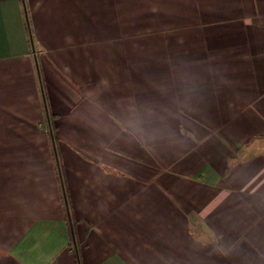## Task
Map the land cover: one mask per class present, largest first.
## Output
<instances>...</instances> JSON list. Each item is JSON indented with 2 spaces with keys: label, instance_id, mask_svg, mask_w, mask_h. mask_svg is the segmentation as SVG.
Segmentation results:
<instances>
[{
  "label": "crops",
  "instance_id": "0c3cea01",
  "mask_svg": "<svg viewBox=\"0 0 264 264\" xmlns=\"http://www.w3.org/2000/svg\"><path fill=\"white\" fill-rule=\"evenodd\" d=\"M0 264H264V0H0Z\"/></svg>",
  "mask_w": 264,
  "mask_h": 264
},
{
  "label": "trees",
  "instance_id": "16d2710c",
  "mask_svg": "<svg viewBox=\"0 0 264 264\" xmlns=\"http://www.w3.org/2000/svg\"><path fill=\"white\" fill-rule=\"evenodd\" d=\"M27 25H28V23H27ZM29 35L31 37L30 30H29ZM47 121H48V124L50 126V129L53 130V133H52V130H50L51 134H54V128H53V124H52V116L51 115H47Z\"/></svg>",
  "mask_w": 264,
  "mask_h": 264
}]
</instances>
